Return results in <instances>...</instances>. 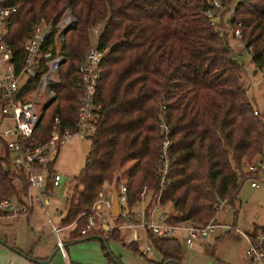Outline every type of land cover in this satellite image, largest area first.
I'll return each mask as SVG.
<instances>
[{"label":"trees","instance_id":"obj_1","mask_svg":"<svg viewBox=\"0 0 264 264\" xmlns=\"http://www.w3.org/2000/svg\"><path fill=\"white\" fill-rule=\"evenodd\" d=\"M7 1L16 7L7 38L19 61L34 23L57 21L67 7L75 17L63 45L68 64L58 72L56 97L44 107L29 140L32 144L49 137L57 113L61 127L76 125L81 96L77 66L90 45V30L104 22L97 37L98 47L106 51L96 89L100 103L96 130L60 221L73 222L68 238L99 237L110 256L106 239L119 238V228L107 235L79 230L104 182H111L128 161L133 164L123 173L130 209L144 185L151 192L158 190L161 122L170 139L161 197L170 202L169 220L214 219L219 202H233L242 181L254 176L248 164L262 157L263 119L241 80L243 67L220 29L223 17L213 24L206 15L207 0ZM231 4L235 15L231 23L239 22L242 41L264 76V0H231ZM49 171L55 172L52 162ZM15 174L0 159L1 196L15 191ZM114 221L121 218L115 216ZM258 228L264 236L263 224L249 233L253 241ZM149 239L162 255L160 261L151 260L154 264L182 257L181 239L152 234ZM129 245L137 249L134 242Z\"/></svg>","mask_w":264,"mask_h":264},{"label":"built area","instance_id":"obj_2","mask_svg":"<svg viewBox=\"0 0 264 264\" xmlns=\"http://www.w3.org/2000/svg\"><path fill=\"white\" fill-rule=\"evenodd\" d=\"M210 8L206 15L216 24L217 17L226 9L230 13L228 24L234 35L241 37L239 22L233 26L231 21L234 15V5H224L221 0H207ZM16 10L7 0H0V118L10 123L3 126L0 131V153L2 159L15 171L12 180L15 191L8 196L0 195V214L20 215L28 214L34 203L44 207V214L50 223L56 237L57 245L63 252V240L60 238L61 227L57 226L46 209L48 195L52 188L59 184L61 174L51 173L49 164L54 162L60 146L70 137L92 139L96 130V121L99 114L100 103L96 98V89L101 75V62L105 49L98 47L97 41L90 43L82 60L78 63V84L81 96L77 108V122L74 127H61L59 114H55L50 126L49 137L42 142L32 144L29 140L40 121L41 114L46 105L56 97L54 84L58 72L68 62V55L64 50L66 31L74 24L75 17L69 7L65 8L57 21L41 19L31 27L28 37L23 42V57L15 56L7 34L11 24V17ZM98 28H93L98 34ZM221 29V28H220ZM168 127L161 122L160 162L158 172L160 175L159 188L151 192L144 185L138 193V208L127 205V188L124 182H118L117 199L118 215L121 222L113 227L125 228L128 231L127 240L134 242L139 252L145 256H157V251L149 239V234L156 237L179 238L185 247L192 246L196 239H205L210 230L218 229L221 225L214 219L199 222L195 219L180 221L169 220V205L161 201L164 178L169 170V144ZM262 159L248 164L251 173L264 175ZM107 182V181H106ZM98 198L94 201L90 211L86 213V222L80 228L82 234L90 230H101L98 224L100 214L98 208L101 202L111 205V192L107 195L104 187ZM23 185V198L18 196V184ZM50 183V186L47 184ZM251 185H257L256 180ZM106 195V198H105ZM223 204L219 202L217 210ZM102 219V218H101ZM100 220L99 222H101ZM252 233V232H251ZM249 236V234H248ZM249 247L246 253L256 264H264V236L261 235L256 242L249 237Z\"/></svg>","mask_w":264,"mask_h":264},{"label":"rangeland","instance_id":"obj_3","mask_svg":"<svg viewBox=\"0 0 264 264\" xmlns=\"http://www.w3.org/2000/svg\"><path fill=\"white\" fill-rule=\"evenodd\" d=\"M226 5L231 4V0H226ZM231 4L230 6H232ZM230 13L226 9L221 12L219 21L223 17V22L219 25L225 32L229 46L233 50V57L243 67L241 80L247 87V93L254 107L260 112L264 123V76L261 70L256 69L251 59V55L243 43V39L234 35L232 28L228 24ZM104 22L97 25L99 31ZM97 29V30H98ZM90 43L97 41L98 34L94 30H90ZM68 63L63 66L66 68ZM10 122L0 118V131L3 126ZM90 138H80L78 136L70 137L62 144L56 153L53 168L61 174V179L58 185L52 188V193L49 194L46 209L57 226L60 225L61 218L65 214L66 198L74 188L73 178L79 173L85 164L86 156L90 150ZM5 154L4 148L0 151ZM262 166H264V143ZM133 164V161H128L123 170L120 169L113 177L111 182H106L104 186L106 194L111 192L112 186L118 182H124V169H128ZM117 175V178H116ZM255 179L257 186H251L250 182ZM23 198V185L18 184V196L15 198ZM106 198V195H105ZM140 202H136L133 207L138 208ZM170 205V202H166ZM44 207L37 202L34 203L32 212L29 215H0V237L2 240L15 241V244L24 249L25 252L38 253L41 245L38 244V238L45 237L40 241H45L48 246L52 243L51 236L56 238L51 231L50 224L44 214ZM98 212L100 217L98 224H102L101 230L103 233L105 228L103 224L113 226L115 224L114 217L111 214L110 206L104 201L100 203ZM102 220L101 222H99ZM214 221L221 226L218 229L210 230L205 239H196L192 246H187L183 249L180 260H168L164 264H256L248 258L246 249L249 247L248 234L253 232L256 227L264 224V175L254 173V176H249L242 181L237 197L233 202L223 203L215 214ZM73 224V222H71ZM84 226V225H83ZM64 230L60 231V237L64 238ZM262 235L260 229H257V238ZM128 231L125 228H120L119 238L108 237L106 239V251L110 253L112 259L117 264H154L151 260L160 261L161 254L157 257L151 254L147 256L141 254L137 249L129 245L127 240ZM256 238V239H257ZM97 239V240H95ZM98 238H89L82 241H98ZM256 242V240H254ZM101 242V241H99ZM102 243V242H101ZM115 262H113L115 264Z\"/></svg>","mask_w":264,"mask_h":264},{"label":"crops","instance_id":"obj_4","mask_svg":"<svg viewBox=\"0 0 264 264\" xmlns=\"http://www.w3.org/2000/svg\"><path fill=\"white\" fill-rule=\"evenodd\" d=\"M32 209L33 207L26 215H29L32 212ZM59 226L61 227V230L66 231L64 238L60 237L63 240V252L57 245V237L54 238L53 241V237L51 236L52 243L49 246L47 240H45L47 242L40 241L41 239H45V237L38 238L39 241L36 243L40 245L41 243L44 244L40 246L38 253L36 254L33 250H30L31 252H25L23 248L15 244V241H4L0 237V264H114V259L110 258L109 255H105V249L103 248L102 241L99 237H92L98 238V241L71 240L68 237H70L72 223L61 224L60 222ZM103 227L105 228L103 232L104 235H107L113 228V226H110L109 224H103ZM50 228L51 231H53L51 225ZM155 249L157 251V256L158 253L161 254L157 248ZM49 255H52L51 258H48ZM115 264H117V262H115Z\"/></svg>","mask_w":264,"mask_h":264},{"label":"water","instance_id":"obj_5","mask_svg":"<svg viewBox=\"0 0 264 264\" xmlns=\"http://www.w3.org/2000/svg\"><path fill=\"white\" fill-rule=\"evenodd\" d=\"M110 209H111V214L113 217L118 215V199H117V187L116 185L112 186L111 189V205H110ZM183 249H185V245L184 243L182 244ZM52 255H49L48 258H51ZM41 261V260H40Z\"/></svg>","mask_w":264,"mask_h":264}]
</instances>
